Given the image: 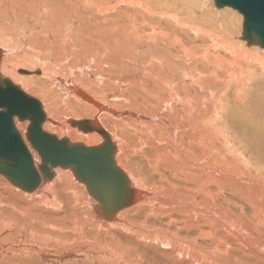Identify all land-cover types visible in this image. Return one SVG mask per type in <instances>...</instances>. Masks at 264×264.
Listing matches in <instances>:
<instances>
[{
	"label": "bare ground",
	"instance_id": "6f19581e",
	"mask_svg": "<svg viewBox=\"0 0 264 264\" xmlns=\"http://www.w3.org/2000/svg\"><path fill=\"white\" fill-rule=\"evenodd\" d=\"M122 3L132 5V11L125 12L127 17L131 14L127 19L131 25L124 39L127 41V37H131L139 43L143 29L149 25L142 16L138 20L140 10L137 8L141 5L144 12H149V9L142 0H123ZM100 6L95 5L96 8ZM41 11L46 13L47 9ZM174 12L163 11L162 17L169 18L174 28L180 29L184 23ZM103 20L105 23L110 21L107 18ZM138 21V27H135ZM0 22L4 25L16 23L8 16H0ZM128 24L125 22V25ZM67 27L64 24L63 30ZM212 27L206 30L193 23L190 17V34L203 43L204 51L201 54L190 51L188 43L178 35L158 32L156 27H152L146 34V43L160 36L162 48L176 51L180 57L178 63L186 65L157 67L132 83L120 80L117 83L120 92L117 91L119 93L115 97L110 96L109 100L108 96L107 100L97 97L99 91L93 87L96 84L97 89L103 86L107 88L109 82L102 80L101 76L91 77L88 65H67L64 68L55 64L54 59L47 58L37 60L38 65L27 68V64L22 63L27 54L18 56L21 51L13 48V38L4 40L0 37V79L8 80L33 98L38 96L36 99H42L46 115L42 131L59 135V139H69L68 136L73 135V140L69 139L71 144L86 147H97L106 141L104 139H109L114 148L115 166L122 171L130 188L129 194H132L131 207L126 206L113 215H102L108 221L105 222L94 215L93 210L97 213L99 204L88 193L86 186L75 178L70 167L52 169V182L41 179L38 188L32 190L34 192L27 200L21 195L32 191L21 190L0 174V191L18 199L19 204L14 206L25 207L27 217L26 222L0 240V264H64L62 260L68 256L87 259L100 257L102 263L105 260L111 264H131V261L138 264L135 243H142L145 250L164 256L169 264H264V155L259 151L264 145L258 141L257 145L245 152L242 148L244 145L236 136L238 132L230 129L232 121L225 117L230 109H234L242 118L249 110L246 101L251 97V83L264 78V51H259L262 48L257 45H248L242 37L227 43L228 38H220L216 26ZM130 33L132 36H128ZM109 35L113 34L109 32ZM21 39L24 41L23 37ZM45 50L53 53L55 48L50 46ZM22 51H33V47L24 44ZM221 51H225L229 57L225 58ZM194 57L206 60V64H213L217 71L225 73L227 77L225 80L217 79L219 91H210L205 99L196 93L204 91L202 81L208 76L203 78L198 71L190 69V60ZM72 58L77 59L78 56L74 53ZM93 58L96 59L95 53ZM68 60L69 56L66 55L64 63ZM106 65L118 70L116 65ZM77 69L80 70V78L74 77ZM21 71L28 75H17ZM105 72L108 73V70ZM175 75L179 76L180 81ZM210 76L216 77L214 73ZM162 79L165 80L162 82ZM186 79L189 81H183ZM83 80H87V86L81 87L79 81ZM125 84L130 87L129 91L122 89ZM190 85L196 92L193 97H190ZM58 89L64 92L60 98ZM78 108H83L87 113L78 115ZM147 108L153 109V112H146ZM59 112L65 116L59 115ZM124 119H129L130 123ZM14 123L19 131L25 127V134L19 133L25 135L23 141L29 149L26 140L29 122L14 118ZM127 129L138 133L137 143L139 140L142 147L125 140V133L122 132ZM249 131L253 129L245 133L239 129L243 138L249 137L246 135ZM258 132L263 134L261 130ZM84 134L87 136L83 137ZM84 138L86 141H81ZM136 147L139 149L136 150ZM30 152L38 165L39 158ZM138 158L139 162H134ZM66 170L72 172L75 180L84 186L98 205L88 204L84 207L88 203L85 195L80 187L73 184V177ZM144 172L158 175V183L147 182L143 178ZM165 172L170 173V178L164 176ZM173 178L182 180L183 184H174ZM25 200L27 204L23 203ZM62 201L68 204L63 207ZM32 216L39 219H29ZM49 216L57 220L51 222ZM163 217L168 218L165 226L158 224V221L164 220ZM4 224L9 226L11 223ZM63 225V229L55 234L48 231L50 228L51 232H55ZM91 229L101 233L105 230L104 235H109L111 239H86L87 247L79 249L75 248V240H68L80 231L87 233ZM62 232H65L63 236ZM120 232L133 236H126L121 242ZM191 232L194 235L192 238ZM67 233L72 235L67 236ZM112 233L117 234L119 239L113 238ZM13 237L19 241L10 242L9 239ZM49 242L51 245L48 248L46 243ZM97 243L98 250L95 249ZM104 245L109 247L104 248ZM57 249L62 252L59 253ZM128 255L132 258L129 259ZM154 261L160 264L152 260L153 264H156Z\"/></svg>",
	"mask_w": 264,
	"mask_h": 264
},
{
	"label": "rangeland",
	"instance_id": "374dc122",
	"mask_svg": "<svg viewBox=\"0 0 264 264\" xmlns=\"http://www.w3.org/2000/svg\"><path fill=\"white\" fill-rule=\"evenodd\" d=\"M91 1L87 2L86 0H0V16H8L9 19L11 20L14 19L16 22L10 25H6V24L4 25L2 22H0V37L4 38V40L9 37L13 38V48H17L21 51V53L18 56H20L22 53L27 54V56L22 59V63L27 64L26 65L27 68L33 67L34 65H38L36 64L37 60H44L47 58L54 59L55 64H59L64 68H66L67 65H70L71 67L88 65L90 69L89 67L87 69L90 71L91 77L95 78L96 76H101L102 80H104L105 82H109L110 86H108L107 88H104L105 86H103V84H102L103 88L101 89L95 88L96 84L93 86L95 90L99 91L100 95H97V97L106 100H107V96L109 100L110 96L115 97L114 95L120 92L119 87L117 90V83L120 80H127L130 83H132L133 80L140 79L142 75L147 76L148 75L147 73L149 71L151 72V70H154L157 67L163 68L171 64H177L180 66L186 65V64L178 63L180 57L176 51H174L173 49L169 50L168 48L167 50H164V48H162L161 45L163 41L161 40L160 36H157L154 40H150L149 43H146V41L148 40L146 34L150 31L152 27H156V30L158 32L178 35L180 38L185 40L186 43H188L187 47L190 48V51L193 50L196 52V54L203 53L204 48L202 41H199L197 37H195L193 34H190V17L193 23L200 25L206 30H210L214 28L212 26L215 25L216 33L219 34L220 38L224 40L228 38L227 43L231 39L239 40V37H242L241 35L242 16L237 11L229 8L217 9L212 0H142L145 3V5L148 7L149 12H144L142 6L141 5L138 6L137 9L140 10V15H138V20H141V16H142L144 19H146L149 26L143 29L144 34H142L143 37L142 40L139 41V43L134 39H131V37H127V41H125L124 39L125 33L129 29L128 28L130 27L129 25H131V23L127 20L129 19L131 14H129L127 17L125 15V12L132 11L131 9L132 5H127L122 3L123 0H93L92 2ZM97 4L101 6L96 8L95 5ZM105 5L107 6L105 7ZM43 8L47 9L46 13H42L41 10ZM107 8L111 10L107 11L106 10ZM98 11L101 13H99ZM163 11H171V12L175 11L174 13L184 23V26L180 29L178 28L175 29L173 23L170 20H168L169 18L162 17ZM104 17L110 21H106L105 23V21L103 20L105 19ZM16 20H19V22ZM125 22L126 24L128 23L130 24H128L127 26L125 25ZM109 23H111V25ZM64 24H67L68 26L65 31L63 30ZM138 24L139 21L135 24V27H138ZM109 32L110 34L113 35H109ZM223 32L224 34H222ZM110 36H112L114 39ZM128 36H132L131 33ZM22 37L24 41H22L21 39ZM68 38H69V42H67ZM50 39H52L51 43L49 42ZM118 42L121 43L119 44ZM133 43H135L136 45ZM209 43L210 42H208V44ZM24 44L32 46L33 51H22V49H24ZM50 46H53L55 48V51L53 53H48L45 50ZM71 49L73 50L71 51ZM258 50L264 51L263 49L262 50L258 49ZM74 53L78 56L77 59L72 58ZM94 53L96 59L93 58ZM135 53L140 57L137 56ZM220 54L223 55L225 58L229 57V55L225 51H221ZM66 55L69 56V60L67 63H64V59ZM138 60L140 61V63ZM149 61L150 63L148 64L147 62ZM134 62L136 64H134ZM91 64H103V66L101 65L94 66ZM106 64L116 65L118 67V70L109 68ZM17 65L20 66V64ZM135 69H137L138 71ZM190 69L198 71L203 76V78L205 76L206 77L208 76L206 80L202 81V86L204 84L203 86L204 91H202L201 93H196L193 89V86L190 85V97H193L196 93L197 95H200L202 97L204 96L205 99V97L208 96L210 91H214V92L219 91L220 86L217 82V79L221 78L225 80L227 78L225 77L226 76L225 73L217 71L216 70L217 67H215L211 63L206 64V60L200 59L199 57H194L190 60ZM64 70L66 71V73H69L67 69ZM105 70H108V73H106ZM79 71L80 70L77 69V71L74 72V77L80 74ZM212 73H214L216 77H211L210 75ZM17 75L23 76L28 74L19 72ZM175 77L179 78L178 75H175ZM164 80L165 79H162V82ZM183 81H189V80L186 79ZM79 82L80 84H82L81 87H84L83 85L87 86V84L85 83L87 82V80H83ZM122 89L129 91L130 87L127 84H125L122 87ZM250 93H251V97L246 101V103L249 104L248 106H246V108H248L249 110L246 112L247 115L245 114V116L243 117L244 119L238 113H236L234 109H230L229 113L228 112L225 113L226 120L232 121V128L230 127V129H232L234 132L235 131L238 132L237 134L236 133L235 134L239 139V142L241 141L240 144L244 145V147L242 145L241 146L243 149H245V152L246 151L248 152L252 148V146L254 147L255 145H257L258 141H260V143L264 145L263 144L264 143V135H263L264 134V78L263 79L258 78L257 81L256 80L252 81L249 95ZM57 94L59 95V96L57 95L58 98H60L62 94L64 95V92L62 93V91L58 89ZM36 98H38V96H36ZM260 98L262 99L259 100ZM38 100L43 104L41 98H39ZM111 105H113V103ZM42 106L44 108V105ZM76 112L80 116H83L87 113L83 108H78ZM146 112L151 113L153 112V109L147 108ZM59 115H64V114L62 112H59ZM124 120L130 123L129 119H124ZM96 121L99 122L98 120ZM25 123L27 124V122ZM234 127L235 128L237 127L236 130ZM239 129L241 131H244V133L249 129H253V131L247 132L246 135L249 137L243 138L241 136V133H239ZM259 130H261L263 134L260 135V133L258 132ZM19 132L21 133V135L24 132H26L25 127ZM122 134L125 140H129L134 144H136L138 147H142V144L140 145L139 140L137 143L138 133L136 132L134 133V131L132 133V130L127 129L126 132H122ZM58 136L59 135H57V137ZM86 136H87L86 134L83 135V137ZM72 137L73 135L71 137L68 136L70 140L72 139ZM22 138L25 141V135L22 136ZM81 141L85 142L86 139L84 138ZM114 143L117 144V142ZM27 145L29 149L32 152H34L28 143ZM135 149L138 150L139 148L136 147ZM259 151H261V154L263 156L264 147H262V149H259ZM139 153L140 152L136 153L138 155L137 157H139ZM251 153H253V150ZM251 153L250 155L254 156ZM138 160L139 158L134 162L137 163L139 162ZM145 168L148 169V166H146ZM69 173L73 177V181H72L73 184L77 187H80L85 195V198L88 203H86L84 207H86L88 204H93L95 206L98 205L95 202V200L88 195L84 186L75 180L72 172L69 171ZM143 175H144L143 178L147 179L146 180L147 182L158 183L159 181V176L154 175L151 172L148 173L144 172ZM55 176L56 174H54V177ZM164 176L170 178V173L165 172ZM0 178L2 177L0 176ZM54 179H56V177ZM52 180L49 181L43 180V181H46L47 183H51ZM172 181L174 184H183L182 180L180 179L173 178ZM34 191H32L29 194H24L21 196L27 200L28 197ZM26 200L23 203L27 204L28 201ZM16 204H19L18 199H13V197L9 193L0 191V240L10 235V231L17 229L19 224L27 221V217H25L26 208L15 207L14 205ZM67 204L68 203L62 201L63 207L66 206ZM93 213L96 217H99V219L108 222L104 220V218H102V215L97 214L95 212V209L93 210ZM49 217L51 219V222L57 220V218H54L52 216ZM29 219L37 220L39 218L32 216ZM163 219H164L163 221H158V224L161 226H165L164 222H166L168 218L163 217ZM5 222H10L11 224L9 226H5L4 224ZM65 225H63L61 228H58L55 232H51L49 230L50 228L48 229V231L51 234H55L59 230H62ZM64 233L62 232V236ZM104 233L105 230H102L101 233L100 231H96L95 229H91L87 233L80 231V233L73 236L72 238H69L68 240H75V248L79 249V248L87 247L86 239L87 240L88 239L95 240L96 238L97 240L111 239L109 235L107 234L104 235ZM119 234H120L119 238L121 242H124L126 236L127 237L133 236V235H128L126 232L124 233L120 232ZM69 235L72 234L67 233V236ZM111 235L113 238L119 239L117 234L112 233ZM193 236L194 235L191 232L190 237L192 238ZM9 241L18 242L19 240L17 237H13L10 238ZM46 245L49 248L51 243L50 242L46 243ZM97 245H96L97 248L95 249L98 250L99 244L97 243ZM134 245L136 247L135 251L138 254L137 261H139V263L141 262L142 264H149V263L153 264L152 260H156L160 264H165V263L169 264V262L165 259L164 256L155 254L152 250H145L144 245L142 243L138 245H136L135 243ZM103 247L108 248L109 245H104ZM57 251L59 253L62 252V250L60 249H57ZM99 258L100 257L97 258L92 257L91 259H87L83 257L68 256L63 258L62 263L111 264V262H105V260L102 263V260H100ZM131 258L132 257H130L129 259ZM134 262L135 261H131V264H133Z\"/></svg>",
	"mask_w": 264,
	"mask_h": 264
},
{
	"label": "water",
	"instance_id": "95a60500",
	"mask_svg": "<svg viewBox=\"0 0 264 264\" xmlns=\"http://www.w3.org/2000/svg\"><path fill=\"white\" fill-rule=\"evenodd\" d=\"M212 1L217 9L237 11L242 16L241 39L264 49V0ZM45 117L38 99L0 79V174L21 190L31 192L41 179L53 178L52 169L70 167L98 202L96 211L100 215H113L130 206L132 194L122 171L115 166L114 148L107 136L102 132L106 141L97 147L71 144L67 138L42 131ZM14 118L29 122L26 140L40 160L38 165L16 129Z\"/></svg>",
	"mask_w": 264,
	"mask_h": 264
}]
</instances>
